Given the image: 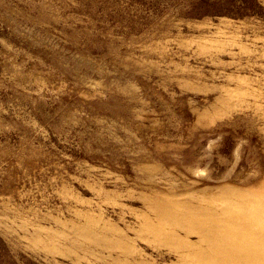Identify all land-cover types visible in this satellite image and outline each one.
Instances as JSON below:
<instances>
[{"label":"rangeland","instance_id":"rangeland-1","mask_svg":"<svg viewBox=\"0 0 264 264\" xmlns=\"http://www.w3.org/2000/svg\"><path fill=\"white\" fill-rule=\"evenodd\" d=\"M0 264H264V0H0Z\"/></svg>","mask_w":264,"mask_h":264}]
</instances>
